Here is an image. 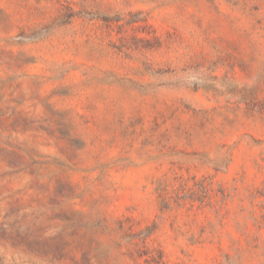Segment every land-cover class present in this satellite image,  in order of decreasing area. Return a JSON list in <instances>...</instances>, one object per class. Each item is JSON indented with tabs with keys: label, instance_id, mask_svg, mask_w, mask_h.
<instances>
[{
	"label": "rangeland",
	"instance_id": "rangeland-1",
	"mask_svg": "<svg viewBox=\"0 0 264 264\" xmlns=\"http://www.w3.org/2000/svg\"><path fill=\"white\" fill-rule=\"evenodd\" d=\"M0 264H264V0H0Z\"/></svg>",
	"mask_w": 264,
	"mask_h": 264
}]
</instances>
